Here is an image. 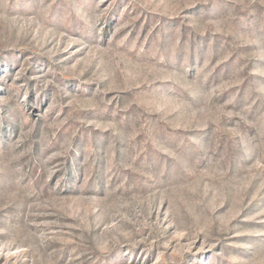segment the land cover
<instances>
[{
	"label": "rangeland",
	"instance_id": "rangeland-1",
	"mask_svg": "<svg viewBox=\"0 0 264 264\" xmlns=\"http://www.w3.org/2000/svg\"><path fill=\"white\" fill-rule=\"evenodd\" d=\"M0 264H264V0H0Z\"/></svg>",
	"mask_w": 264,
	"mask_h": 264
}]
</instances>
